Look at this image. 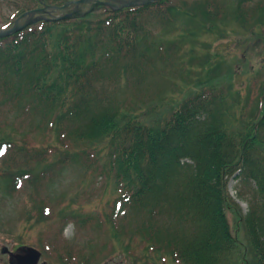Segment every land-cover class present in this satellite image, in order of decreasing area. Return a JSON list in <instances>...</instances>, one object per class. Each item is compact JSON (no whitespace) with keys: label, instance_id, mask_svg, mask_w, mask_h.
I'll return each mask as SVG.
<instances>
[{"label":"trees","instance_id":"obj_1","mask_svg":"<svg viewBox=\"0 0 264 264\" xmlns=\"http://www.w3.org/2000/svg\"><path fill=\"white\" fill-rule=\"evenodd\" d=\"M45 1L62 5L68 0ZM250 1L204 0L189 6L160 0L117 12L101 8L0 41V92L16 103L30 96L41 106L42 131H48L50 141L30 143L12 128L0 127L1 192L11 193L19 182L34 188L22 232L34 221L33 227L43 225L45 238L58 245L68 222L82 228L104 225L132 264H239L244 254L239 236L246 235V255L251 249L255 257L250 264H264V71L255 72V62H247L252 48L234 61L223 55L213 62L212 47L192 32L222 24L235 33L220 37H251L255 25L264 23V0L250 10L252 16L245 5ZM259 28L264 32V26ZM191 37L192 47L201 44L198 50H184ZM176 50L188 53L195 67L192 94L158 115L163 105L148 91V81L157 62ZM177 56L169 62H178ZM94 157L102 160L106 185L125 204L120 210L133 213L128 228L115 230L112 217L119 210L110 204L107 223L99 226V214L84 212L76 195L66 200L68 192L51 201L54 219L45 213L42 190L48 192L76 158L91 169ZM186 158L191 166L181 165ZM239 169L257 191L253 211L246 215L226 192V177ZM230 212L235 228L229 226ZM25 235L17 234L21 243ZM39 238L34 246L45 253ZM96 246L91 258L60 252L53 258L58 264H100L104 258Z\"/></svg>","mask_w":264,"mask_h":264},{"label":"rangeland","instance_id":"obj_2","mask_svg":"<svg viewBox=\"0 0 264 264\" xmlns=\"http://www.w3.org/2000/svg\"><path fill=\"white\" fill-rule=\"evenodd\" d=\"M21 0H10V3L7 2H0V18L2 20H7V18H9L10 16H12V14L14 13L15 9H22L24 11H27L29 6L28 3L25 2L22 6L20 4ZM28 1L29 3H31L33 6L35 5L32 0H25ZM43 1V0H42ZM175 1H179V2H184L187 3L186 5L192 6V4L195 3H199V2H204V0H175ZM227 1H233V0H227ZM239 1V0H238ZM260 1V0H251L249 2V4H245V5H249V7H246L247 9H249L248 12L249 15H253L252 12H250V10H253L254 8H256V3ZM244 2V1H243ZM26 7V8H24ZM112 7L117 10L120 11L122 9H125V5L118 4L116 2H114L113 0H85L82 4L79 5H69L65 10H52V9H48L44 14L43 17L47 18V19H52V18H61L63 17L65 14H67L68 12H72L76 9V15H83L84 17L90 15V14H94L97 13L101 8L106 9L111 11ZM116 11V12H117ZM40 13H32L31 14V19L33 20L31 23H28V25L26 26H33L35 24H37L39 21L37 19L38 15ZM42 17V18H43ZM37 18V19H35ZM61 20V19H58ZM185 20V19H184ZM28 22H29V18H28ZM262 22V21H261ZM195 23V22H194ZM259 26H264L263 24H256L254 27V33H248L247 36H251L249 38L246 39L245 35H238L236 34V36L233 39H229L227 40V36L223 37V35L220 38L221 34H224L226 32L228 33H235L233 32V28L229 27L226 28L225 30H223L222 28V24L215 26V28H202V27H196L192 32L199 37V42H205V44L209 47H212V51H213V62L214 61H218L219 59L223 60V55L227 57V59L229 61H234L236 58L239 59L238 57L246 50H244L245 48H252V49H248L247 52H250L249 54L246 53L244 56H247V62H255V66H253V70L255 69L256 71H260L263 70L264 71V67L262 68V66L264 65V32L262 29L259 28ZM244 29V28H243ZM192 37L187 41L184 50H195V49H199L201 44L198 43H194V47H192ZM193 41H196V39L193 37ZM212 43V44H211ZM183 50V51H184ZM182 51V52H183ZM180 53L179 56H183L182 59L179 60V62H177V66L178 68H180L181 71V60H191V56L186 53ZM182 54V55H181ZM218 54V55H217ZM193 55V54H192ZM186 63H190V62H186ZM239 67V65L237 66V68ZM181 74H190V71H187L185 73H181ZM156 83V82H153ZM234 83L237 87H240L242 84V81L240 79V77L235 76L234 77ZM153 90H155V88H153ZM178 92H181V89H178ZM175 98H167V102L166 103H161V104H165L163 105L161 108H159V113H157L158 115H160V111L163 114H165V112L170 111L171 107L176 105V102L180 101L182 98L180 96V93H178L177 95H175ZM139 109V108H136ZM141 110H144L143 108H141ZM135 108L130 110V113H135ZM154 112V111H153ZM156 113V112H155ZM13 116L9 114L8 112V108L0 105V120L2 121H6V122H12L13 121ZM135 122H138V120H134ZM144 123V122H143ZM14 127L19 130V131H23L25 129L28 128L27 122L25 119H22L18 122H14L13 123ZM41 139V137H40ZM79 170L78 168L74 167L73 170H63V172L58 176V178L53 182V185L51 187V189H53L51 192H49L51 197H55L58 196L61 192H65L68 191L69 195H73L76 187L71 185L72 181H74L75 179L77 180V176ZM97 179H94L91 182V187L87 189V193H89L94 187H95V180L97 182H99V178L96 177ZM236 185L232 182L229 183V191L230 194L232 195V197L234 199L237 200V202H239V204L242 205L243 211L247 212L248 210V205L247 203H245L244 201L238 199L237 193L239 192V190H237ZM27 188V189H26ZM84 189V187H80L77 188V192H80ZM32 191L31 188L25 187L24 185L20 186V188L18 189V193L16 198H12V196L8 197L4 194L1 193L0 191V248L2 247H6L8 249L12 248V246L14 244L17 243L18 237H17V232L18 230L21 229V222H15V220L18 218V214H19V210L22 205L23 202L26 199V195L29 194ZM242 191V189H241ZM98 194L95 197H90L88 196V201L91 200V208L86 207L87 211H91L94 209H100L101 208V204L100 202H102V204H104L105 200L101 201L100 199V191H97ZM42 195L44 196H48L46 193H43ZM107 204V203H106ZM106 207V205H105ZM104 207V208H105ZM232 217V216H231ZM34 225V221L33 222H29L28 223V233L27 235L24 236L23 241L24 244H26V246H30V247H34V243H37L38 240V236L39 233H41V229L43 228V225H39L37 228L33 227ZM23 227V225H22ZM32 230V231H31ZM24 233V232H23ZM16 234V235H15ZM20 234V233H18ZM87 234L85 232H77L76 227L73 224H68L67 227L64 229L63 231V236L66 238V242H65V246L66 249L70 250L68 247V244L71 245L74 249L72 251V253L74 255H76V253H79L81 251V248H83L84 245H87L88 243H90L91 241L90 238H92L93 240L95 239L93 233L88 234L89 236H86ZM43 246H45L48 250V253H45L46 256H43L42 259L40 260L39 263L40 264L41 261L47 260V264L50 261L51 257L53 255V250L50 249L47 245H50L49 242H44L42 241ZM18 244V243H17ZM80 247V248H78ZM71 252V251H70ZM112 255V256H111ZM110 256H108L109 258L106 260L107 263H105L106 261H104V264H132V261L130 259L125 258L123 255H121L118 252H114L113 254H111ZM7 260V257L3 254H0V264H5ZM54 263V262H53ZM103 264V262H102Z\"/></svg>","mask_w":264,"mask_h":264},{"label":"water","instance_id":"obj_3","mask_svg":"<svg viewBox=\"0 0 264 264\" xmlns=\"http://www.w3.org/2000/svg\"><path fill=\"white\" fill-rule=\"evenodd\" d=\"M85 0H81L79 2H77L76 4H80L83 3ZM114 2L121 4V5H125V6H136V5H142V4H146V3H150L152 1L155 0H113ZM67 7V6H65ZM76 9L74 11H72L69 14H66L65 16L59 18V19H65V18H70L74 15H76L75 12ZM20 27L18 26V24H16L15 28L13 29V31L19 30ZM23 252L26 251L27 254V258H23L22 261L20 262L21 264H37L39 257H40V253L34 249H25L22 250Z\"/></svg>","mask_w":264,"mask_h":264},{"label":"snow or ice","instance_id":"obj_4","mask_svg":"<svg viewBox=\"0 0 264 264\" xmlns=\"http://www.w3.org/2000/svg\"><path fill=\"white\" fill-rule=\"evenodd\" d=\"M0 154H2V153H0Z\"/></svg>","mask_w":264,"mask_h":264}]
</instances>
